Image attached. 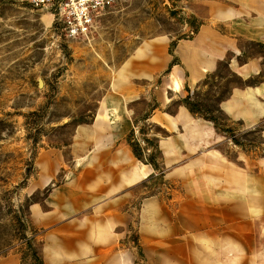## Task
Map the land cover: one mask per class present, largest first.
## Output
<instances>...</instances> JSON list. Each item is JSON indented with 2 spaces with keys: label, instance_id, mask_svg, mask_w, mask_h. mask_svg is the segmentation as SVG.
Instances as JSON below:
<instances>
[{
  "label": "rangeland",
  "instance_id": "obj_1",
  "mask_svg": "<svg viewBox=\"0 0 264 264\" xmlns=\"http://www.w3.org/2000/svg\"><path fill=\"white\" fill-rule=\"evenodd\" d=\"M184 1H127L70 40L0 0V264H264V118L221 109L264 78L229 57L166 90L200 32Z\"/></svg>",
  "mask_w": 264,
  "mask_h": 264
},
{
  "label": "crops",
  "instance_id": "obj_2",
  "mask_svg": "<svg viewBox=\"0 0 264 264\" xmlns=\"http://www.w3.org/2000/svg\"><path fill=\"white\" fill-rule=\"evenodd\" d=\"M184 4V14L200 23V32L192 41L179 42L176 55L183 69L173 66L166 90L181 93L186 86L196 87L229 57L230 71L243 81L264 78V0H185ZM170 64L167 61L166 66ZM244 90L234 89L221 109L233 120L255 125L264 118V83Z\"/></svg>",
  "mask_w": 264,
  "mask_h": 264
},
{
  "label": "built area",
  "instance_id": "obj_3",
  "mask_svg": "<svg viewBox=\"0 0 264 264\" xmlns=\"http://www.w3.org/2000/svg\"><path fill=\"white\" fill-rule=\"evenodd\" d=\"M46 13L50 27L56 25L70 40L90 39L99 29L107 12L130 0H19Z\"/></svg>",
  "mask_w": 264,
  "mask_h": 264
},
{
  "label": "bare ground",
  "instance_id": "obj_4",
  "mask_svg": "<svg viewBox=\"0 0 264 264\" xmlns=\"http://www.w3.org/2000/svg\"><path fill=\"white\" fill-rule=\"evenodd\" d=\"M49 17V16H48ZM47 19V18H46ZM50 23H51V20L48 18V24L50 25ZM212 158L214 159V160H216V161H218V162H220V157L219 156H216V155H212ZM129 175V177L128 178H130V180H134V179H136V178H138V176H137V173L135 172V170H132V171H130L129 173H128ZM234 175V174H233ZM239 180V179H238ZM240 182H242V181H240ZM244 183V182H243ZM238 185L240 186V190H242V191H244L243 193H247L248 192V189L247 188H245V186H244V184H240L239 182H238ZM253 190H255V189H253ZM261 192V191H260ZM248 195H249V197H252V198H254L255 197V199H257V194H256V196L253 194V193H251V192H248L247 193ZM255 199H254V201H255ZM254 203V202H253ZM257 204H259L258 202H257Z\"/></svg>",
  "mask_w": 264,
  "mask_h": 264
}]
</instances>
